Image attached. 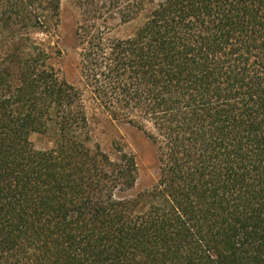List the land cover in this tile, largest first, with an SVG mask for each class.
Masks as SVG:
<instances>
[{"label":"trees","instance_id":"trees-1","mask_svg":"<svg viewBox=\"0 0 264 264\" xmlns=\"http://www.w3.org/2000/svg\"><path fill=\"white\" fill-rule=\"evenodd\" d=\"M61 1L0 0V264H264V0H78L79 84L38 38ZM92 101L154 143L153 186Z\"/></svg>","mask_w":264,"mask_h":264},{"label":"rangeland","instance_id":"rangeland-1","mask_svg":"<svg viewBox=\"0 0 264 264\" xmlns=\"http://www.w3.org/2000/svg\"><path fill=\"white\" fill-rule=\"evenodd\" d=\"M82 10L78 0H62L58 30L53 35L38 34V38L50 54L48 66L61 78L74 84H79L81 80L78 63L82 46L76 32L79 22L83 19ZM132 27V23L115 26L111 33L128 35ZM88 105L92 144H98L114 158L120 149L135 156L139 176L131 194L136 195L153 186L158 175L157 153L154 143L147 134L127 121L113 119L93 101ZM29 141L30 147L34 150H46L54 145L49 134L39 132L31 133Z\"/></svg>","mask_w":264,"mask_h":264}]
</instances>
